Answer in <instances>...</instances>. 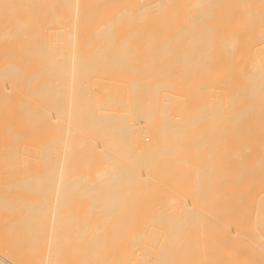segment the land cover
Here are the masks:
<instances>
[{
  "label": "bare ground",
  "instance_id": "6f19581e",
  "mask_svg": "<svg viewBox=\"0 0 264 264\" xmlns=\"http://www.w3.org/2000/svg\"><path fill=\"white\" fill-rule=\"evenodd\" d=\"M35 16L39 30L25 21ZM31 70H225V81L251 90L228 95L230 200L242 197L235 177L264 165V154L258 155L264 140H249L264 136V0H0V86L10 82L8 74ZM112 85L116 96L122 94V81ZM105 99L102 93L101 149L108 156L116 140ZM163 99L165 116L152 143L143 137L139 148L111 156V229L77 245H65L57 235L37 240L35 231L0 232V264H178L181 240L192 263L264 264V214L251 219L248 231H232L231 218L190 216L182 234L179 218L162 214L165 196L155 180L177 165L169 140L179 131L174 83ZM210 111L218 116L213 109L202 116ZM207 172L201 169L202 182Z\"/></svg>",
  "mask_w": 264,
  "mask_h": 264
},
{
  "label": "rangeland",
  "instance_id": "374dc122",
  "mask_svg": "<svg viewBox=\"0 0 264 264\" xmlns=\"http://www.w3.org/2000/svg\"><path fill=\"white\" fill-rule=\"evenodd\" d=\"M25 21L38 24L41 20L35 16ZM36 23L35 30L40 27ZM225 72L31 70L8 74L12 79L0 86V232H36L37 240L57 235L63 244L77 245L94 242L109 231L115 213L108 183V177L116 173L111 156L118 150L139 148L143 137L146 144L152 143L165 116L164 90L173 83L179 131L169 140L177 165L174 172L161 170L155 180L162 183L165 196L162 214L179 218L181 234L186 217L212 214L231 218L232 231L250 230L251 219L264 214V165L235 177L242 197L230 200L228 95L231 91L246 93L248 84H242L243 90L236 81L226 80L231 85L225 89ZM119 76L123 92L116 96L112 84L119 82ZM242 76L239 73L235 78ZM102 93L106 112L112 114L116 140L115 146L108 147V156L101 149L106 138ZM209 109L218 110L213 111L218 116L210 111L213 115L203 117ZM255 139L264 140V136L249 138ZM204 168L208 176L202 182L200 171ZM29 172L36 178L30 179ZM173 185L175 192H171ZM187 260V246L181 240L177 263L199 264Z\"/></svg>",
  "mask_w": 264,
  "mask_h": 264
}]
</instances>
